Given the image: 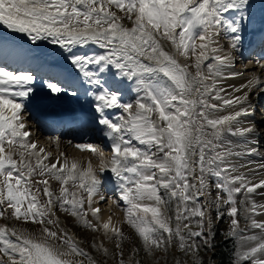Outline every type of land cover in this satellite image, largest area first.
<instances>
[{"label": "snow or ice", "instance_id": "obj_1", "mask_svg": "<svg viewBox=\"0 0 264 264\" xmlns=\"http://www.w3.org/2000/svg\"><path fill=\"white\" fill-rule=\"evenodd\" d=\"M254 7V0H0V219L40 225L36 234L0 224V264H106L60 226L57 211L102 231L89 245L98 255L107 257L104 241H114L115 264H169V255L171 264H187L181 256L203 264L201 247L211 248L214 223L225 217V235L243 249L234 264H264L257 219L264 203L254 199L264 195V160L234 162L264 144V129L248 120L253 98L264 97V24L252 32L260 52L251 70L245 66L250 74L225 86L244 75L231 69L235 54L243 57ZM44 42L59 55L41 51ZM89 43L103 51H74ZM121 85L135 95L125 99ZM81 89L87 103L69 119L105 138L107 156L99 145L75 144L98 157L96 167L53 156L28 131L25 113L41 90L79 102ZM106 172L138 241L127 258L122 244L130 238L111 215L101 222L95 206L109 199L100 190Z\"/></svg>", "mask_w": 264, "mask_h": 264}, {"label": "bare ground", "instance_id": "obj_2", "mask_svg": "<svg viewBox=\"0 0 264 264\" xmlns=\"http://www.w3.org/2000/svg\"><path fill=\"white\" fill-rule=\"evenodd\" d=\"M253 40L252 36L247 43L248 46L245 47L244 52L241 49L243 55L244 53H252L251 54L252 59H258L259 58V52L260 49L257 47L256 44H252L251 41ZM245 58V57H243ZM243 58L239 54H235L236 63L234 68L231 69V71L235 72H243L244 75L238 76L236 78H228L225 82V86H231L243 83L245 81V77L248 76L250 73L247 70H251L253 68V62L252 59H248V61H243ZM250 58V55L248 56ZM245 66H247V70L245 69ZM264 100V97H254L253 98V104L256 109L255 114L248 117L249 121L255 122L257 128L264 129L262 123H264V105L262 104V101ZM46 108L47 110L53 111L54 109H57V113L61 111L62 109L66 110V107L71 108L70 114L67 115L65 113H61V117L65 118L62 119L61 117H55L51 116L50 114L46 113V109L43 108V106H49ZM83 103H80V106ZM42 102H32L31 105L28 106V112L25 113L27 116V123H28V131L31 133L30 139L37 142L38 146L43 147L46 149L47 152H50L53 154V156L57 155L58 152H64L66 153L67 157L69 159H76L81 162L82 165H86L88 161H91L93 164V167H96V165L93 163L91 156L93 155L90 153L89 150H81L77 149L75 147V144L77 143H92L94 145H99L101 149L105 151L106 156L109 153V149L106 147L105 144V138L102 136V133L100 130L93 125L91 128V125L87 126V129H95V130H86L85 132H81V128H78V125L80 123L76 122L75 124L72 123V121L69 119L70 116H72V111L74 110L72 107H74V103L70 100H60V101H52L49 103ZM86 105V104H84ZM76 106V105H75ZM68 109V108H67ZM76 110L79 111V106L76 107ZM73 111V112H77ZM38 113H41L42 115H39ZM76 114V113H75ZM78 115H81L80 112H77ZM76 114V115H77ZM37 118V119H36ZM39 125H38V123ZM54 126V127H49ZM55 129V130H54ZM81 132V133H79ZM86 133V134H85ZM58 134V135H57ZM55 135L57 138H55ZM259 135V133H258ZM235 139V138H233ZM71 141V143H69ZM260 147V151L253 155V156H243L240 158H234V162L240 163L241 161L247 162L251 161L250 166H255L259 164L262 160H264V144H262ZM232 148L234 150H242L245 148L244 144H233ZM98 159V157H97ZM99 160V159H98ZM47 162V161H46ZM99 163V161H98ZM247 169H242V171H246ZM103 178V183L101 186V192L106 196L109 197L107 200V203L109 207H100V202L98 205H95L101 209L100 212V220L106 221L108 216H112L113 224L117 223L116 216L112 213L113 206L115 203H113V198L115 197V191H112V189H115V185L110 181V179L114 178L112 177L110 172H106ZM259 179V176L257 177ZM112 191V192H111ZM262 190H257V193L261 192ZM111 194V197H110ZM113 197V198H112ZM254 199L258 203H264V195L256 194L254 196ZM122 203V202H121ZM115 207V206H114ZM91 215V214H90ZM119 217V216H118ZM257 219H264V216L257 217ZM97 223V221H95ZM258 232L259 230H255ZM240 241L238 240V250H243L240 248ZM237 250V251H238Z\"/></svg>", "mask_w": 264, "mask_h": 264}, {"label": "rangeland", "instance_id": "obj_3", "mask_svg": "<svg viewBox=\"0 0 264 264\" xmlns=\"http://www.w3.org/2000/svg\"><path fill=\"white\" fill-rule=\"evenodd\" d=\"M254 3H255L254 16H253V19H252V23L250 25H248L247 32L245 33L244 46L242 47L243 52H244L245 47L248 46L247 43L249 42V40H250V38L252 36L253 30L260 28L262 26V24H264V8L261 7L262 3H264V0H254ZM129 26H130V24H129ZM252 38H253V36H252ZM169 47H170L169 45L165 44V48L166 49H168ZM41 51H43L44 53H55L56 56L59 55L58 46L48 44L47 42H44V47L42 48ZM74 51H77V52H80V53H88V54H93V53L99 54L103 50L100 49L98 45L89 43L87 45L77 46L74 49ZM251 54L250 53L249 54L248 53H244L243 57H245V58L242 57L243 58L242 62L243 61H248V59L249 60L252 59L251 57L254 56V55L252 54V56H251ZM249 55H250V58H248ZM48 58L52 59L53 57L49 56ZM253 60L254 59H252V61ZM181 62L182 63L184 62L182 58H181ZM64 67L68 68L70 66L67 63L66 64L64 63ZM110 83H111V81H110ZM38 85H39V82H38ZM120 87L124 91L125 99H128L130 95L131 96L135 95V93H131L130 94L128 92L127 88L124 85H121ZM43 91L44 90H41L40 99L39 100H34V102H36V101L37 102H42L43 105H44V103H49V102H52V101L55 102V100H52V99H49V98L43 96ZM80 92H81V96H80L79 102H77L76 99L68 97V96H66L63 100L72 101L76 105V106L74 105L75 109H76L77 106H79V108H81L80 103L86 104L87 101H86V99L83 96V89H81ZM262 104L264 105V100L262 101ZM29 105H31V104H29ZM50 106H51V104L49 106H46L45 109L50 107ZM57 109H54L53 111L46 109V113L50 114L51 116L61 117V115H60L61 113H65V114L69 115L70 114L69 112H71V108L70 107H66V110H64L65 108L62 109L61 111H59V113H57ZM62 119H65V118H62ZM38 125H39V123H38ZM262 125L264 127V123H262ZM49 127H54V126H49ZM55 138H57L56 135H55ZM91 158H92L93 163L97 166L98 165V161H99L97 159V156L96 155H92ZM105 174L106 173H104L101 176L102 183H103V178L105 177L104 176ZM110 181L115 185L114 178L113 179L111 178ZM50 183L52 185V188L54 190H56V194L58 195L59 194V184H58V182L50 181ZM41 187H43V186H41ZM69 187H70V185H69ZM70 190H71V187H70ZM112 191H115L114 193H116V188L112 189ZM213 195H215L214 192H213ZM110 197H111V194H110ZM41 199L43 200L44 197L41 196ZM106 203L107 202H102L100 204V207H104V206L109 207V205L106 204ZM114 206H113L112 213L116 216L117 222H120L119 226L122 228L124 233L130 238L129 240L124 241V243L122 244V248H123V251L125 253V258H127L131 254V248L134 246V242H138V241H136L134 230L131 229L126 223H123L124 213L121 210L122 207L124 206L123 202L121 203V207H117L116 204H114ZM172 208H173V211H174V208H175L174 204L172 205ZM162 211H163V209H162ZM169 214H172V213H169ZM56 215L59 216L60 226L62 228H65L66 230H68L69 233L73 235V238L79 243L80 247H82V248L88 250L89 252H91L92 255L94 256V258H96L98 261H106V264H115V260L113 258L112 253L116 252L118 250H116L114 248V243H115L114 241L113 242L104 241L106 247H108V249H109V255L107 257H103V256L98 255L89 246L90 243L93 242V240H95V243H97V244H99L103 240L102 231L101 232H92L90 229L85 228L81 224L77 223L73 217L68 216L67 214L62 213L60 211H57ZM213 218L215 219V212H213ZM88 219H93L92 216L90 215V213H89ZM5 223H8L10 226L11 225H15L18 228L27 229L29 232H33V233H36V234H39V232H40V225L33 224L31 222H28L27 224H22V223L16 222L15 220L5 221L4 219H0V224H5ZM93 223H96L94 219H93ZM227 230H228L227 217H225V219L223 221H216L214 223L213 231L215 233L214 239H216V242H218L223 236H226L225 233L227 232ZM196 239L199 242L200 238H196ZM235 241H236V253H237L238 240L235 239ZM206 251H207V249H205L204 247H201V250L199 252V257L202 258L203 264H211V263H213L215 261V259H213V257H211L210 254L208 252H206ZM176 255L180 256V254L178 252L176 253ZM138 258L139 259H143V253H141L140 257H138ZM180 258L181 259H185L187 261V264H191V260H192L191 257H183V256H181ZM167 260H168L169 264H171L172 256L169 255L167 257ZM236 260H237V255L235 254V261ZM242 264H250V262L245 261V262H242Z\"/></svg>", "mask_w": 264, "mask_h": 264}, {"label": "trees", "instance_id": "obj_4", "mask_svg": "<svg viewBox=\"0 0 264 264\" xmlns=\"http://www.w3.org/2000/svg\"><path fill=\"white\" fill-rule=\"evenodd\" d=\"M211 245V248L206 251L215 259L211 264H234L236 254L235 238L223 236L218 242H216V239H212Z\"/></svg>", "mask_w": 264, "mask_h": 264}, {"label": "water", "instance_id": "obj_5", "mask_svg": "<svg viewBox=\"0 0 264 264\" xmlns=\"http://www.w3.org/2000/svg\"><path fill=\"white\" fill-rule=\"evenodd\" d=\"M66 64V63H65Z\"/></svg>", "mask_w": 264, "mask_h": 264}]
</instances>
